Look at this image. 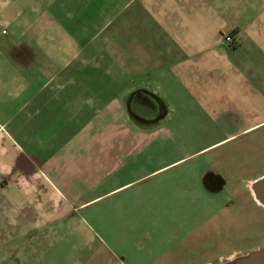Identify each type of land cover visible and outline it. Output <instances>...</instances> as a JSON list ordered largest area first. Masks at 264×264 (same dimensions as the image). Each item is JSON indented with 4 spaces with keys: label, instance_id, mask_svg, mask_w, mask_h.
Returning a JSON list of instances; mask_svg holds the SVG:
<instances>
[{
    "label": "crops",
    "instance_id": "obj_1",
    "mask_svg": "<svg viewBox=\"0 0 264 264\" xmlns=\"http://www.w3.org/2000/svg\"><path fill=\"white\" fill-rule=\"evenodd\" d=\"M263 176L264 0H0V264H187Z\"/></svg>",
    "mask_w": 264,
    "mask_h": 264
},
{
    "label": "rangeland",
    "instance_id": "obj_2",
    "mask_svg": "<svg viewBox=\"0 0 264 264\" xmlns=\"http://www.w3.org/2000/svg\"><path fill=\"white\" fill-rule=\"evenodd\" d=\"M258 170V167L247 168L245 172L246 175H254ZM193 200H188L185 204L187 207L193 206ZM205 205H208V202L205 201ZM192 209V208H191ZM190 209V210H191ZM190 210L188 212H190ZM251 226L247 223L246 226L242 224H232L230 223L229 226L224 224L225 226L216 228V232L220 235V240L217 246H214L208 256L207 254L201 255L199 259L191 260L187 264H205V259H215L216 257L221 255V260L213 261V264H231L234 260L239 258L242 255H245L247 252L260 248L262 245L263 240V233H264V215L258 211H253L251 215ZM251 228L252 235L247 236L246 238H240L241 234L247 233L246 229ZM262 245V246H261ZM216 260V259H215Z\"/></svg>",
    "mask_w": 264,
    "mask_h": 264
},
{
    "label": "water",
    "instance_id": "obj_3",
    "mask_svg": "<svg viewBox=\"0 0 264 264\" xmlns=\"http://www.w3.org/2000/svg\"><path fill=\"white\" fill-rule=\"evenodd\" d=\"M255 198L264 206V176L253 185ZM231 264H264V246L240 256Z\"/></svg>",
    "mask_w": 264,
    "mask_h": 264
},
{
    "label": "built area",
    "instance_id": "obj_4",
    "mask_svg": "<svg viewBox=\"0 0 264 264\" xmlns=\"http://www.w3.org/2000/svg\"><path fill=\"white\" fill-rule=\"evenodd\" d=\"M4 32H6V31L4 30ZM225 40H226L228 46H230V47H234L237 44V40L230 33H227L225 35Z\"/></svg>",
    "mask_w": 264,
    "mask_h": 264
}]
</instances>
